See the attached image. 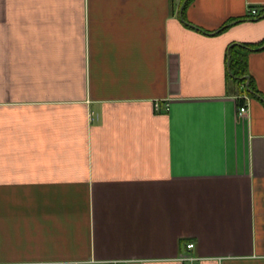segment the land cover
I'll return each mask as SVG.
<instances>
[{"label": "crops", "instance_id": "crops-1", "mask_svg": "<svg viewBox=\"0 0 264 264\" xmlns=\"http://www.w3.org/2000/svg\"><path fill=\"white\" fill-rule=\"evenodd\" d=\"M252 8L0 0V264H264V49L260 97L227 78Z\"/></svg>", "mask_w": 264, "mask_h": 264}, {"label": "trees", "instance_id": "trees-1", "mask_svg": "<svg viewBox=\"0 0 264 264\" xmlns=\"http://www.w3.org/2000/svg\"><path fill=\"white\" fill-rule=\"evenodd\" d=\"M190 2V0H181V8ZM264 17V9L259 12L255 18ZM227 24L223 25L220 30L226 28ZM200 30V29H199ZM202 31V30H200ZM264 49V39L257 44L238 43L232 44L227 50V78H229L238 87L243 88L247 94L257 95L259 93L253 86V82L247 74L246 55L248 52L260 51ZM260 97V96H259ZM264 100V97H263Z\"/></svg>", "mask_w": 264, "mask_h": 264}, {"label": "built area", "instance_id": "built-area-1", "mask_svg": "<svg viewBox=\"0 0 264 264\" xmlns=\"http://www.w3.org/2000/svg\"><path fill=\"white\" fill-rule=\"evenodd\" d=\"M249 15L251 17H256L259 15V11L252 8L251 10H249ZM238 112H239V114H245L247 112V105L245 103L243 105H241L239 107ZM193 247H194V244L192 242H188L185 244V248L187 251H190ZM182 259L192 261V264H196L195 262L197 261V258L194 257L193 255L189 254V253H186L185 255H183ZM47 264H51V263H47Z\"/></svg>", "mask_w": 264, "mask_h": 264}]
</instances>
